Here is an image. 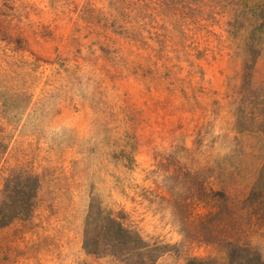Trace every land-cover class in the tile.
Returning a JSON list of instances; mask_svg holds the SVG:
<instances>
[{
	"label": "rangeland",
	"instance_id": "obj_1",
	"mask_svg": "<svg viewBox=\"0 0 264 264\" xmlns=\"http://www.w3.org/2000/svg\"><path fill=\"white\" fill-rule=\"evenodd\" d=\"M263 191L264 0H0V264H264Z\"/></svg>",
	"mask_w": 264,
	"mask_h": 264
},
{
	"label": "trees",
	"instance_id": "obj_2",
	"mask_svg": "<svg viewBox=\"0 0 264 264\" xmlns=\"http://www.w3.org/2000/svg\"><path fill=\"white\" fill-rule=\"evenodd\" d=\"M264 192V191H263ZM263 192H261V193H259V195H263L264 193ZM256 192H253L252 194L254 195ZM33 196L31 195V197H30V199L32 198ZM13 205H14V210H15V212H14V214L9 218V217H7V216H3L4 218H3V220H4V222L2 223V224H0V226H4V225H7L12 219H14V218H16V217H21V216H23V212L26 210L27 211V214H25L24 216H27L28 215V213H29V207L30 206H28V208L27 207H25L22 203H13Z\"/></svg>",
	"mask_w": 264,
	"mask_h": 264
}]
</instances>
